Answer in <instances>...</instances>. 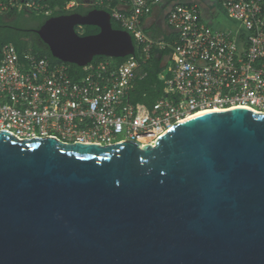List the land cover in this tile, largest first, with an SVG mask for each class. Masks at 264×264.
<instances>
[{
  "label": "water",
  "instance_id": "obj_1",
  "mask_svg": "<svg viewBox=\"0 0 264 264\" xmlns=\"http://www.w3.org/2000/svg\"><path fill=\"white\" fill-rule=\"evenodd\" d=\"M34 31L80 68L136 54L104 9ZM0 264H264V115L205 112L154 146L0 132Z\"/></svg>",
  "mask_w": 264,
  "mask_h": 264
},
{
  "label": "built area",
  "instance_id": "obj_2",
  "mask_svg": "<svg viewBox=\"0 0 264 264\" xmlns=\"http://www.w3.org/2000/svg\"><path fill=\"white\" fill-rule=\"evenodd\" d=\"M5 1L0 14L12 8L52 14L44 0ZM120 3L112 19L131 34L139 58L93 61L74 80L65 63L11 43L2 47L0 132L28 140L54 130L66 143L154 146L177 123L205 112L244 108L264 115V0H218L232 24L224 29L210 26L196 4L166 5L164 21L177 34L166 63L170 77L161 76L166 97L152 108L131 103L129 92L155 44L144 20L164 0Z\"/></svg>",
  "mask_w": 264,
  "mask_h": 264
},
{
  "label": "trees",
  "instance_id": "obj_3",
  "mask_svg": "<svg viewBox=\"0 0 264 264\" xmlns=\"http://www.w3.org/2000/svg\"><path fill=\"white\" fill-rule=\"evenodd\" d=\"M0 2L6 1L0 0ZM73 2L75 3V6L68 9V5ZM84 2L85 0H44L43 5L46 6L45 10H51L52 14L50 16H45L44 14L39 15L40 24L36 29H38L42 24H44L46 20L54 16L69 15L73 13H80L82 15H85L92 9H104L112 14L113 10L118 8L120 4V0H103V3L101 5H98L96 4V2H94L92 5L87 6ZM30 13L36 16V13L33 11H18L15 8L9 9L1 13L0 31L2 29L8 28L9 23L20 14ZM7 19L9 20L7 21ZM112 22L113 27L115 29H122L115 20L112 19ZM34 30L35 29L33 28L18 29L20 36H15L11 33L5 35V37L3 36V38L0 39V64L2 61V47L8 43L13 44L18 51H20L22 48L31 49L33 53L39 54L43 57H47L53 63H63L52 56L48 46L40 40L39 36ZM76 30L81 35H91L97 34L99 32V29L94 26H87L85 28L77 27ZM146 32L149 35L151 34L150 31ZM32 33L34 34V38L30 36V34ZM153 39L155 40V44L151 51V57L145 63L140 61V67L135 72V78L132 82V86L129 92V101L131 103H140L148 108H152L158 100L166 97L164 80L161 78V76L164 75L165 78L170 77V73L168 72L166 63L168 58L172 54V46L175 40L174 35H170L164 43L159 42L156 38ZM139 57L140 54L139 51H137L136 58ZM103 59L107 58L96 57L94 59V62ZM113 60L116 63L120 64L125 60V58ZM65 64L68 66L70 75L74 80H78L85 76L86 71L84 68H80L73 64Z\"/></svg>",
  "mask_w": 264,
  "mask_h": 264
},
{
  "label": "crops",
  "instance_id": "obj_4",
  "mask_svg": "<svg viewBox=\"0 0 264 264\" xmlns=\"http://www.w3.org/2000/svg\"><path fill=\"white\" fill-rule=\"evenodd\" d=\"M101 5L103 0H85V4L94 3ZM110 2V1H109ZM172 3H187V4H196L203 9V14L205 21L213 23L211 24L214 28H227L232 26L231 22L221 20L222 23L216 22L220 21L219 16L225 15L222 8L220 7L218 0H164V4L161 7L155 9L152 15L148 16L144 20V28L146 31H150V36L156 38L159 42H166V39L170 35H174L176 39V32L169 28L164 21V7ZM121 3L119 4V6ZM118 6V7H119Z\"/></svg>",
  "mask_w": 264,
  "mask_h": 264
},
{
  "label": "rangeland",
  "instance_id": "obj_5",
  "mask_svg": "<svg viewBox=\"0 0 264 264\" xmlns=\"http://www.w3.org/2000/svg\"><path fill=\"white\" fill-rule=\"evenodd\" d=\"M72 3L68 5V9L72 8ZM219 20L220 21H216V22H221V20H224V21H228L227 17L225 15H220L219 17ZM9 19H7L8 21ZM11 20V19H10ZM207 22V21H206ZM210 26L211 24L213 23H210V22H207ZM40 24V19H39V15L36 14V16L32 13L30 14H20L19 16H17L14 20H12L10 23H9V26L8 28H5V29H2L0 31V39L3 38V36L5 37V35H8L9 33H11L12 35H15V36H20L19 32H18V29H36ZM215 25V22L213 24V26ZM11 27V28H10ZM13 28V29H12ZM15 28V29H14ZM17 29V30H16ZM29 35V34H28ZM30 36L32 38H34V34H30ZM112 61H114L112 59ZM121 137H118L116 138V140L120 139Z\"/></svg>",
  "mask_w": 264,
  "mask_h": 264
},
{
  "label": "flooded vegetation",
  "instance_id": "obj_6",
  "mask_svg": "<svg viewBox=\"0 0 264 264\" xmlns=\"http://www.w3.org/2000/svg\"><path fill=\"white\" fill-rule=\"evenodd\" d=\"M46 139H53V140H56L59 143L67 144V145L74 144V143H66V142L62 141L59 138V136L56 134V131H54V130H51L50 133L47 136H44V137H35V138L28 139V140H25V141H34V140L36 141V140H46Z\"/></svg>",
  "mask_w": 264,
  "mask_h": 264
}]
</instances>
